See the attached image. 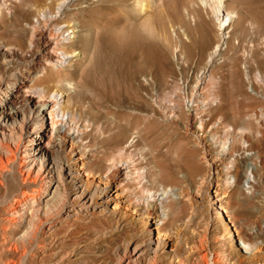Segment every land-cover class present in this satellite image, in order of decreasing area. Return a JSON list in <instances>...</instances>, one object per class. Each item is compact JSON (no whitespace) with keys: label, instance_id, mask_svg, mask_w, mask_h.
Returning a JSON list of instances; mask_svg holds the SVG:
<instances>
[{"label":"bare ground","instance_id":"bare-ground-1","mask_svg":"<svg viewBox=\"0 0 264 264\" xmlns=\"http://www.w3.org/2000/svg\"><path fill=\"white\" fill-rule=\"evenodd\" d=\"M25 1L32 2L24 4ZM55 1L0 0V264H45L58 230L64 224L71 226L75 218H85L93 212L137 217L147 232L143 242L136 239L118 248L114 262L95 264H239L228 259L225 247L208 254V244L202 237L190 238L191 233L197 232L193 224L201 209L194 205L190 194L170 185L150 186L153 175L141 165V160L146 159V147L140 142L154 131L155 123L142 127L129 123V116L123 112L98 109L116 99V90L107 78V60L101 53L90 56L89 62L95 64L94 68L85 69L84 75L72 72L73 61L79 58V53L70 51L69 47L75 44L78 31L67 18V0L60 2V6ZM135 1L143 6L142 0ZM245 1L250 7H256L262 15L259 17L264 18L259 1ZM13 2L19 4L12 6ZM188 2L193 21L202 32L201 47L211 41V34L200 8L208 16L210 9L220 17L218 37L226 39L224 31L232 15L225 13L224 0ZM197 3L199 9L194 7ZM13 12L28 16L23 25L10 17ZM108 14L104 10L101 21H108ZM99 20L91 18L86 25L97 29ZM12 24L22 32L27 31L28 37L13 35L5 27ZM94 40L91 42L101 48L98 39ZM219 46L220 43L216 50ZM188 102L192 104L193 99ZM178 110H181L179 104H172V113H167L166 118L178 119ZM85 114L112 117L116 122L95 136L93 122L83 121ZM251 117L259 124L254 130L256 137H263L264 118L254 113ZM187 119L189 125L194 124L191 113ZM251 131L250 125L239 132L225 126L222 134L215 136L218 137L215 146L222 152L223 172L218 169L212 172L209 150L204 149L200 155L192 149L184 151L190 173L206 167L202 184L208 178L216 179L214 195L209 189L204 190L209 214H219V209L227 213L218 191L228 186L233 190L232 195L239 193L243 171L247 184L256 183L252 169L256 168L259 156L248 150L251 144L246 142L243 133L249 136ZM234 139L241 143L244 162L236 158ZM134 150H140V156H134ZM163 179L176 180L167 167ZM70 235L74 239L78 232ZM227 235L225 243H237L232 231ZM40 236L42 240L38 242ZM74 241L73 247L55 264L81 261L80 245ZM238 247L247 255L245 264H261L257 260L261 250L258 244L240 238ZM195 255L199 258L194 260Z\"/></svg>","mask_w":264,"mask_h":264},{"label":"rangeland","instance_id":"rangeland-1","mask_svg":"<svg viewBox=\"0 0 264 264\" xmlns=\"http://www.w3.org/2000/svg\"><path fill=\"white\" fill-rule=\"evenodd\" d=\"M62 1H55L56 6H60ZM142 1L143 6L135 0H67V18L78 31L75 44L69 47L70 51L79 53V58L73 61L72 72L84 75L85 69L95 67L89 62L90 56L101 53L107 60V78L116 90V99L114 103H105L98 109L123 112L129 116V123H138L142 127L155 123L154 131L140 142L146 147V159L141 160V165L153 175L150 186L175 187L177 191L190 194L194 205L201 208L193 224L197 232L191 233L190 238L202 237L206 246L208 244V254L225 247L228 259L239 264L248 261L247 255L238 247L240 238L252 240L261 247L257 260L264 264V136L256 137L259 124L257 119L249 118L252 113L264 118V18L259 17L262 15L256 7H250L245 0H224L223 9L232 16L227 20L229 25L224 31L226 39L220 40V17L213 15L210 9L208 16L203 8L197 7H200L197 3L194 7L209 23L211 34V41L201 47L202 32L193 21L188 0ZM257 1L260 11L263 10L264 0ZM31 2L25 1L24 4ZM104 10H108V21L100 19ZM10 17L22 25L28 18L15 12ZM96 17L100 19L99 26L91 29L86 23ZM5 27L11 33L13 31V35L28 37L27 31L22 32L13 24ZM94 38L102 44L101 48L91 42L92 39L95 41ZM218 43L220 46L216 50ZM190 99L193 103L189 105ZM73 102L76 103L75 100ZM174 103L179 104L181 110L177 111L178 119L170 120L165 115L172 113ZM189 113L195 118L193 125L187 122ZM98 117L83 115V121L89 119L95 125V136L100 135L103 128H112L116 122L112 117H99L101 120ZM249 125L255 131H251L249 136L243 133L246 142L251 144L248 150L259 156L256 168L252 169L256 183L247 184L246 172L244 174L243 171L239 193L232 195L233 190L228 186L218 191L227 213L219 209V214H209L204 190L209 189L214 195L216 179L208 178L202 184L206 167L190 173L186 164L188 155L184 151L192 149L200 155L204 149L209 150L212 172L217 169L223 172L222 152L215 146L218 143L215 136L222 134L225 126L239 132ZM232 144L236 158L244 162L240 141L234 139ZM140 152L134 150V156H140ZM195 159L199 160V157ZM166 167L174 174L175 181L163 179ZM70 224H64L52 239L53 252L49 251L45 264L58 263L62 255L73 247L74 240L80 245L81 261L78 264H95L98 261L114 262L122 246L132 240L143 242L147 238L146 229L137 217L123 218L109 212H93L85 218H75ZM230 231L237 238V243H225L228 241L226 234ZM72 232H78L74 239L70 235ZM41 240L40 236L37 241ZM196 258L199 257L193 256L194 260Z\"/></svg>","mask_w":264,"mask_h":264}]
</instances>
